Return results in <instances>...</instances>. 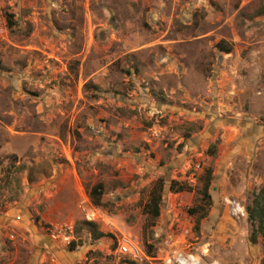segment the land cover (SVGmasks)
Here are the masks:
<instances>
[{
	"label": "rangeland",
	"instance_id": "rangeland-1",
	"mask_svg": "<svg viewBox=\"0 0 264 264\" xmlns=\"http://www.w3.org/2000/svg\"><path fill=\"white\" fill-rule=\"evenodd\" d=\"M260 127L264 0H0V264H160L170 247L264 264L225 201L264 188L242 180L264 177Z\"/></svg>",
	"mask_w": 264,
	"mask_h": 264
},
{
	"label": "trees",
	"instance_id": "trees-1",
	"mask_svg": "<svg viewBox=\"0 0 264 264\" xmlns=\"http://www.w3.org/2000/svg\"><path fill=\"white\" fill-rule=\"evenodd\" d=\"M219 50L228 52L229 47L223 46L221 43L218 45ZM211 181L210 171H206V176L203 179L202 187L200 190L201 200L205 202V206L210 205L211 197L208 192V188ZM102 185L100 183L92 185L88 190V195L94 205H99L100 196H101ZM160 190H161V181L160 179L155 182L151 191H150V204L147 205V214L151 218L158 216L159 212V201H160ZM199 212L197 219L202 218L205 214L204 208L197 209H188L189 214H194ZM246 213L248 215V220L251 222L252 230L250 233V242L255 243L257 236L264 237V188L260 187L258 191L252 194L251 205L246 207ZM87 224H91L89 221ZM198 221H196L195 226L197 228Z\"/></svg>",
	"mask_w": 264,
	"mask_h": 264
},
{
	"label": "built area",
	"instance_id": "built-area-1",
	"mask_svg": "<svg viewBox=\"0 0 264 264\" xmlns=\"http://www.w3.org/2000/svg\"><path fill=\"white\" fill-rule=\"evenodd\" d=\"M229 206V212L234 219H239L246 215L244 206L233 199L225 198ZM85 218L88 221H96L99 215L94 209H89L85 213ZM167 242V241H166ZM165 244H170L167 242ZM170 247V245H169ZM117 251L119 254L128 257L130 260L138 262L148 259L142 248L130 238H123L118 243ZM160 251V249H158ZM207 248L200 251L199 254L192 251H184L177 248H169L165 250L160 258V264H220L217 259L205 258ZM41 264H60L54 257L50 256Z\"/></svg>",
	"mask_w": 264,
	"mask_h": 264
},
{
	"label": "crops",
	"instance_id": "crops-1",
	"mask_svg": "<svg viewBox=\"0 0 264 264\" xmlns=\"http://www.w3.org/2000/svg\"><path fill=\"white\" fill-rule=\"evenodd\" d=\"M250 137H254L255 139H264V127H260L259 129H256L255 132L253 134H251ZM256 139V140H257ZM252 176V177H250ZM253 179L254 181H256V183H260V184H264V177H259V176H255V175H248L246 178H242L244 185H247V181L251 180L249 178Z\"/></svg>",
	"mask_w": 264,
	"mask_h": 264
}]
</instances>
